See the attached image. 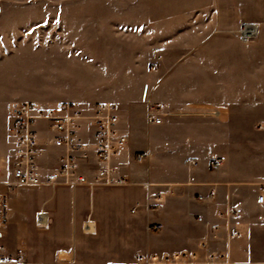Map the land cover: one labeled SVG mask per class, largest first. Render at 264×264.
<instances>
[{"label":"rangeland","instance_id":"1","mask_svg":"<svg viewBox=\"0 0 264 264\" xmlns=\"http://www.w3.org/2000/svg\"><path fill=\"white\" fill-rule=\"evenodd\" d=\"M241 23L258 24V35L241 42ZM148 90L152 114L161 111L157 92L164 90L171 101L190 102L195 126L218 120L245 129L244 135L229 134L231 140L256 137L251 130L264 127V0H0V193L7 192L11 180V103L52 106L66 101L82 115L109 103L118 114V108L143 104ZM214 111L226 117L215 119ZM134 117L140 121L143 115ZM37 128L39 140L50 138L41 124ZM40 149L50 151L45 143ZM46 154L39 157L42 164L48 162ZM215 159L210 172L219 170L212 166ZM232 164L235 168V159ZM177 171L181 174L183 168ZM127 182V187L140 185ZM82 187L90 192L125 188ZM21 188L26 187L15 188L8 198ZM51 203V214L40 208L48 212V225L57 220L69 226L62 233L85 264L125 262L148 250V243L155 249L164 233L150 228L157 220L127 210L108 213L104 201L95 198L91 215L83 211L76 216L95 221L97 232L86 236L77 220L71 229L68 208L61 210L55 199ZM18 215V222L33 227V217ZM46 229H34L24 240L40 244L61 238L60 232L58 238ZM92 231L93 225H86V232Z\"/></svg>","mask_w":264,"mask_h":264},{"label":"crops","instance_id":"2","mask_svg":"<svg viewBox=\"0 0 264 264\" xmlns=\"http://www.w3.org/2000/svg\"><path fill=\"white\" fill-rule=\"evenodd\" d=\"M150 91L141 98L143 104L127 109L117 107V129L128 142L118 155L116 165L127 180L137 181L141 187L124 186L96 192L84 187L51 189L30 186L19 189L8 198V224L0 233V246L5 253L14 258L21 257V261L12 264H85V260H78L73 248L75 245L68 246L69 235L62 233L69 226L56 223L57 220L49 226L48 212L51 214V202L55 199L53 204L59 203L61 210L68 208L73 229L76 216L83 211L90 215L94 212L95 198L104 201L108 213L127 210L132 214L135 210L133 214L146 217L148 221L155 219L157 222L153 225H159L158 230L164 229L165 234L159 237L155 249L150 248L155 244L148 243V250L136 254L196 250L204 242L207 251L223 256L227 264H264V204L257 203V186L264 182V127L258 128L257 132L251 130L256 136L251 139L237 137L231 140L229 134L244 135L245 129L230 128L218 120L209 119L195 126L194 113L190 111L194 107L188 105L190 102L171 101L164 90L157 92V101L163 107L156 116L161 117L162 122L154 125L149 121L153 110L149 111L147 105L153 101ZM139 113L143 118L135 121L134 116ZM210 114L215 119L226 117L220 115V111ZM86 135L92 137L89 131ZM48 149V152L42 151L43 155L47 152L48 162L55 163L59 151ZM11 150L13 166V146ZM140 153H146L148 157L137 163L135 157ZM214 157L222 159L223 166L210 172L209 163ZM234 159L235 168L232 164ZM179 167L183 168L181 174L177 171ZM146 184L148 187L145 188ZM155 195H160L157 202L152 199ZM62 197L67 200H62ZM133 197L138 198L134 200ZM199 197L203 200H198ZM41 206L48 212L40 209ZM41 212L45 215L44 223L37 219ZM19 213L29 216L28 220L33 217L35 230L47 228L52 236L56 234L58 238L60 232L61 238L46 239L40 244L35 240H24L35 230L23 221L18 222ZM198 218L202 221L198 222ZM77 221L81 234L92 236L97 232L98 227L92 218H78ZM90 223L93 231L86 232V225ZM232 230H237L239 235L230 239L228 234ZM107 246L111 245H103ZM30 252H36V255L31 257ZM136 254L125 262L96 259V264H130Z\"/></svg>","mask_w":264,"mask_h":264},{"label":"built area","instance_id":"3","mask_svg":"<svg viewBox=\"0 0 264 264\" xmlns=\"http://www.w3.org/2000/svg\"><path fill=\"white\" fill-rule=\"evenodd\" d=\"M258 32V24L241 23L238 36L241 42H247L255 38ZM8 111L12 122L14 161L11 180L5 185L7 192L0 193V233L8 224V194H13L17 187L52 186L74 189L82 186L123 187L128 184L116 165V159L128 140L117 129L118 118L113 105L100 103L87 115L74 110L72 104L66 101L56 102L52 106H40L32 102L11 103ZM149 121L159 125L162 119L151 113ZM40 124L41 131L50 134V138L45 141L38 138L40 131L37 126ZM87 131L92 133V137L86 135ZM44 143L47 148L59 151L55 163L42 164L39 161L42 154L40 146H44ZM147 157L146 153H140L136 155L135 161L142 163ZM222 163V159H215L212 166L218 169ZM257 190V203L262 205L264 182L257 186ZM152 199L157 202L160 195H155ZM198 200L203 198L199 197ZM138 206L139 204L136 205ZM44 216L42 212L38 213L37 219L41 222ZM197 221L201 222L202 218ZM150 228L158 230L160 226L152 225ZM238 235L237 230H232L228 237L233 239ZM206 248L202 242L196 250L163 254L139 253L130 264H227L223 256L209 252ZM18 261H21L20 256H9L0 246V264Z\"/></svg>","mask_w":264,"mask_h":264},{"label":"bare ground","instance_id":"4","mask_svg":"<svg viewBox=\"0 0 264 264\" xmlns=\"http://www.w3.org/2000/svg\"><path fill=\"white\" fill-rule=\"evenodd\" d=\"M41 223H44V220H42Z\"/></svg>","mask_w":264,"mask_h":264}]
</instances>
